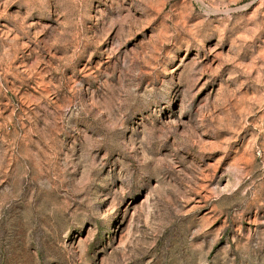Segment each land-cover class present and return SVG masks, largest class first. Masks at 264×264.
Masks as SVG:
<instances>
[{
	"label": "rangeland",
	"instance_id": "rangeland-1",
	"mask_svg": "<svg viewBox=\"0 0 264 264\" xmlns=\"http://www.w3.org/2000/svg\"><path fill=\"white\" fill-rule=\"evenodd\" d=\"M0 264H264V0H0Z\"/></svg>",
	"mask_w": 264,
	"mask_h": 264
}]
</instances>
